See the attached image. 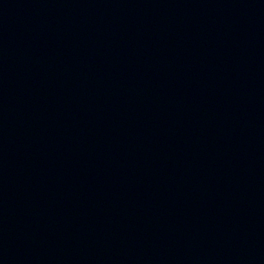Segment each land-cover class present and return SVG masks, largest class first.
Wrapping results in <instances>:
<instances>
[{"label": "water", "instance_id": "water-1", "mask_svg": "<svg viewBox=\"0 0 264 264\" xmlns=\"http://www.w3.org/2000/svg\"><path fill=\"white\" fill-rule=\"evenodd\" d=\"M0 264H264V0H0Z\"/></svg>", "mask_w": 264, "mask_h": 264}]
</instances>
